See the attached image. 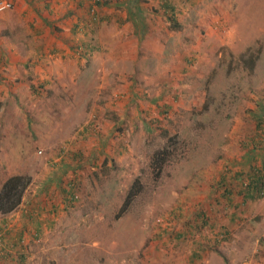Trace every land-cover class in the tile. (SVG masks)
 <instances>
[{"label": "rangeland", "instance_id": "1", "mask_svg": "<svg viewBox=\"0 0 264 264\" xmlns=\"http://www.w3.org/2000/svg\"><path fill=\"white\" fill-rule=\"evenodd\" d=\"M161 1L108 0L98 21L82 9L95 50L53 72L0 58V191L22 177L0 223L26 225L5 260L264 264V196L244 198L264 183V0H172L178 27Z\"/></svg>", "mask_w": 264, "mask_h": 264}, {"label": "crops", "instance_id": "2", "mask_svg": "<svg viewBox=\"0 0 264 264\" xmlns=\"http://www.w3.org/2000/svg\"><path fill=\"white\" fill-rule=\"evenodd\" d=\"M11 1H13L15 4L14 8L12 10L0 12V58H3L4 55L7 54L8 57L6 56V58L8 60L10 59V64L8 65L9 67H11L9 73L16 74L17 67L31 66V62H28V60L21 61V59H31L32 62L36 65L45 68V70L51 69L53 72V70H56V68L62 66L63 59L71 58L72 60L76 59L77 62H80L81 58L91 56L90 51H88V55H83L74 47L77 44L83 45V42H85L84 39L79 36V31L82 32L84 35L88 34V30L86 29V27L90 25H88V18L87 20H85V11L82 10L85 9L87 5H89V3H86V0ZM172 2V0L161 1L162 7L164 9L163 14L166 18L169 13L167 11L168 5L173 6L174 14L175 9L177 10L176 6L173 5L174 3L172 4ZM132 6L133 5H129V8H131ZM125 7L128 8V5L125 4ZM134 7H137L138 11L141 12L136 17V24L138 26L140 24H145L142 22L143 17L147 16V13H145L144 3H135ZM157 9L158 8L155 7V10ZM108 10L109 12L106 11L104 16V20H107V22L111 19V17L109 16L111 8ZM150 15L155 16V12L151 13ZM125 16H127V14ZM19 21L23 25L25 31L22 36H20L22 32H20V25L18 26ZM125 24L127 26H131L130 23ZM61 28H67L66 30H70V33L67 34L63 32ZM4 29L7 30V34L3 32ZM128 32V34H130L131 32H133V30H129ZM150 34H152L151 30L146 28V31L143 35L146 36ZM6 40L8 43H5ZM86 40L87 42H90L89 39ZM36 42L37 44H35ZM5 45H7V51H3ZM2 68H6L4 63L0 64V70L5 71ZM257 132L258 136L260 135V133L262 134L261 126L258 127ZM11 137L12 135L8 134V138ZM261 138H263V136H261ZM20 145V143H17L16 146L11 149H18L20 150V152H22L23 148H19ZM257 146L256 148H258ZM24 149H27L26 145H24ZM13 154L14 156L9 158L10 165L12 161L16 162L20 159L19 156L15 155V153ZM260 178L263 177L261 176ZM69 191L71 190L69 189ZM31 217L32 220H35L33 221V224L31 223V221H29V223L32 224L35 232H41L45 225V223H43L42 221L43 217H41L38 213L35 212L30 213V218ZM23 223L22 227L16 228L15 231L9 234L11 238L13 236H16L15 238H13L14 240L12 239L13 241H10V244H12L13 242L16 243V240L19 237L24 236L26 232V225H23ZM22 240H24V238H22ZM3 257V255L0 256V263L1 261L2 263L7 261Z\"/></svg>", "mask_w": 264, "mask_h": 264}, {"label": "trees", "instance_id": "3", "mask_svg": "<svg viewBox=\"0 0 264 264\" xmlns=\"http://www.w3.org/2000/svg\"><path fill=\"white\" fill-rule=\"evenodd\" d=\"M107 4H108V0H103V1H101L100 3H99V6H98V9H97V11L96 12H93L92 11V2L90 3V5H87L86 6V9H87V12L89 11V13H91V18H92V20H94V21H98V20H100V18H101V16H99V14H100V7L101 6H107ZM167 11L170 13V15H167V19L168 20H173L174 21V25L173 26H175L177 23H176V21H175V19H174V8H173V6L172 5H168L167 6ZM85 20H86V18H85ZM88 25H89V22H88ZM178 25V24H177ZM175 27H178V26H175ZM86 29L89 31V30H92V28L90 27V26H88V27H86ZM84 38V37H83ZM84 41L85 42H83V45L82 44H77V45H75L74 47L76 48V50H78L79 52H81L83 55H85V54H87L88 53V51H90V52H93L94 50H95V45H93V43L91 42L92 40H90V42L88 41L87 42V40H86V38H84ZM67 43V42H66ZM68 44V43H67ZM69 45V44H68ZM70 46V45H69ZM72 46V45H71ZM42 85V84H41ZM257 168V167H256ZM258 169V168H257ZM256 170V169H255ZM254 176H255V174L254 173H252L251 174V177L253 178V182H251V185L254 187V188H257L259 185H258V182H257V180H256V177L254 178ZM21 179H22V177L21 176H14V177H12V178H10V179H8L5 183H4V185H3V188H2V190L0 191V208L2 209V210H5V209H9V208H13V207H15L19 202H20V200H21V194H22V192H19L18 190H17V188H18V186L20 185L19 183H20V181H21ZM260 180V179H259ZM243 185L245 186V184H244V182H243ZM244 189H245V191H244V198H246V199H254V198H256L255 197V193H254V190L255 189H249V188H247L246 186L244 187ZM9 206V207H8ZM8 207V208H7ZM33 212V209L32 210H30V212L28 211V217L30 218V213H32ZM197 216H198V218H199V221L197 220V223H203V224H207L209 221V215L207 214V212H205V211H203V210H201V211H199L198 213H197ZM32 218V217H31ZM212 224V223H211ZM193 226L192 225H190V227L189 228H192ZM12 229V230H11ZM11 229H8L9 230V232L8 233H6V235H5V246H8L10 243H9V240L8 239H6V237H10V233H12L13 231H15V229L16 228H11ZM11 231V232H10ZM19 234V233H18ZM183 234L184 235H186V231L185 232H183ZM181 236V235H180ZM22 238L23 237H19L17 240H16V243H12V244H10V247H11V249L12 248H14V247H16L17 248V246L19 245V244H21L22 245ZM7 241V242H6ZM5 246L3 247V248H5ZM15 248V249H16ZM27 248V245H25L22 249H19L20 250V252L18 251V249H14L15 251V254H19L20 253V255H21V259L22 260H24L25 259V257H26V254L24 253V251H22V250H24V249H26ZM11 249H10V251H3L4 249H1L0 248V256L1 255H3L4 257L3 258H11L12 260L13 259H15V256H14V254H13V251H12V253H11ZM17 259V258H16ZM19 262V261H18ZM0 264H12L11 262H9V260H7V262H4V263H2V261H1V263Z\"/></svg>", "mask_w": 264, "mask_h": 264}, {"label": "built area", "instance_id": "4", "mask_svg": "<svg viewBox=\"0 0 264 264\" xmlns=\"http://www.w3.org/2000/svg\"><path fill=\"white\" fill-rule=\"evenodd\" d=\"M103 0H92V11L96 12L99 6V3ZM14 7V2L11 0H0V12L7 11ZM251 184V182H250ZM255 194L264 196V184L260 185V188L254 191ZM7 228L4 224L0 223V248L2 249L5 246V235ZM25 244V240L21 241Z\"/></svg>", "mask_w": 264, "mask_h": 264}]
</instances>
